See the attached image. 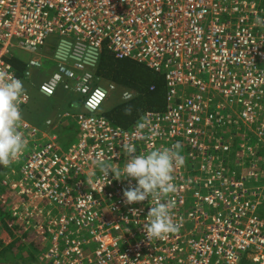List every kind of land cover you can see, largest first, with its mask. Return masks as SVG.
<instances>
[{
  "label": "built area",
  "instance_id": "1",
  "mask_svg": "<svg viewBox=\"0 0 264 264\" xmlns=\"http://www.w3.org/2000/svg\"><path fill=\"white\" fill-rule=\"evenodd\" d=\"M54 40L57 70L39 93L66 91L83 102L77 114L59 116L78 126L66 151L53 120L44 134L19 124L30 150L20 168L22 194L33 212L40 204L53 209L42 218L48 246L41 262L264 264V186L249 183L254 165L245 176L228 169L234 155L238 166L254 159L247 132L264 142V0H0V82L16 77L8 62L15 50L32 57L28 80L41 72L35 56ZM105 48L166 80V110L145 113L149 126L136 135V125L123 129L99 117L118 90L95 75ZM30 100L24 92L21 112ZM124 142L137 155L181 145L184 163L171 194L178 230L164 239L144 231L150 197L125 201L123 191L136 181L115 179L93 163L100 158L123 169Z\"/></svg>",
  "mask_w": 264,
  "mask_h": 264
},
{
  "label": "trees",
  "instance_id": "2",
  "mask_svg": "<svg viewBox=\"0 0 264 264\" xmlns=\"http://www.w3.org/2000/svg\"><path fill=\"white\" fill-rule=\"evenodd\" d=\"M51 45L50 54L54 56L57 41H52ZM106 49L96 67L95 75L98 78L109 81V83L115 84L118 90L112 93L109 104L106 103L99 117L106 119L113 126L128 129L135 126L147 112H164L168 106V89L164 76L133 60H118ZM15 51L12 52L8 62L12 65L16 77L23 82L26 79L28 80L26 77L27 61L25 56L20 54L22 52ZM43 68L45 71L50 69V72L46 73L50 74L57 70V64L52 60L45 59ZM42 76L46 77L44 74ZM28 81L29 83L26 84L27 89L31 91L37 89L31 80ZM125 91L133 93L131 100H122L121 94ZM70 94V92L59 91L56 96L66 99ZM82 102L81 98L78 97V100L72 103V106L73 104L78 105L77 109H75V114L80 110ZM128 108L131 109V114L126 115L125 109ZM71 120L74 122L73 119ZM71 120H63V128L68 127ZM246 135L249 138L248 146L254 152V159L252 161L246 160L245 165L240 167L237 165L236 156L234 155L228 165V169L232 173L234 172V175L240 176L241 170L254 165L255 178L249 183L251 186H264V143L250 132H247ZM20 195L22 196L16 197L14 190L10 189L6 193V201L9 204L4 202L0 204V264H35L40 256L37 258L33 251L39 252L42 249L43 253L46 249V246L41 241L42 239L45 241L43 233L46 235L47 230L38 231L35 228L40 224L41 220H36L37 224L32 221V226L26 222L29 229H27L26 225L21 224L22 220L18 217L17 212L21 210H19L20 204L27 201L28 198L24 194ZM16 207L18 209H15ZM261 216L264 218V208L261 211ZM242 264L253 263L244 260Z\"/></svg>",
  "mask_w": 264,
  "mask_h": 264
},
{
  "label": "clouds",
  "instance_id": "3",
  "mask_svg": "<svg viewBox=\"0 0 264 264\" xmlns=\"http://www.w3.org/2000/svg\"><path fill=\"white\" fill-rule=\"evenodd\" d=\"M2 79L3 82H0V166H7L23 154L27 145V140L19 130L22 120L19 101L25 89L23 82L15 76L5 74ZM125 114H131V109H125ZM147 126L149 122L146 118H141L136 124L137 131L133 135ZM180 149L181 145L176 143L171 147L137 155L136 146L124 142L122 150L128 159L123 169L112 168L100 158L93 161L101 172L105 174L111 172L115 179L123 176L136 181L134 188L123 191L127 204L143 202L149 197L150 202H155L148 212L147 221L143 224L144 231L150 240L164 239L168 234L178 230V225L173 222L171 215L175 207V200L171 198V194L176 192L174 171L184 163ZM135 214L134 211L133 215Z\"/></svg>",
  "mask_w": 264,
  "mask_h": 264
},
{
  "label": "rangeland",
  "instance_id": "4",
  "mask_svg": "<svg viewBox=\"0 0 264 264\" xmlns=\"http://www.w3.org/2000/svg\"><path fill=\"white\" fill-rule=\"evenodd\" d=\"M248 1H250V2H252V1L253 2H256L257 0H248ZM51 47H52V45H51V42H50L35 57L39 58L40 62L42 61L43 64L45 62V59L52 60V61H54L56 63L54 57L50 54ZM15 52H17V50ZM20 54L23 55V56H25V57H27V58L30 57V56H28L25 53H20ZM31 58L32 57H30V59ZM35 72H37V71H35ZM42 72H43L44 75H46V77H44V79H46L49 76V74H46V73H49L50 72V69H48V71H45V69L43 68ZM41 76L39 77V76L35 75V80L36 81H39V79L41 78ZM30 80L33 82V76H32V78ZM107 82L109 83V81H103L102 83L105 85V84H107ZM28 83H29V81L27 79L23 81V84L24 85L25 84H28ZM37 100H38V102H41V107L44 109V114L43 113L36 112L33 108H31V106H29L26 109L22 110V120H21V122L27 120V121H29V123L31 122V124L34 125L32 119L34 120V119H37V118H43V115L44 116L46 115V116H51L52 117L54 115L56 116L57 113H64V112H68V113H71V114H75L76 113L75 109H77V108L76 107H73L72 106V103H75L78 100V95H76L74 93H71L70 96L67 97L66 99H62V98H59L57 96H54L53 98H46V97H44L42 95H38L37 96ZM109 102H110V100L107 102V104H109ZM27 117H29V118H27ZM69 120H71V119H69ZM65 129L68 131V132H65L67 135H65L60 140V142L62 144V149L64 151L68 150V148L71 147L76 142V134H77V130H78L77 123H75V121L73 122L71 120L70 121V124ZM248 141H247V143H248ZM232 158L233 157H231L230 160ZM241 171H242L241 176H245V175L248 174L247 168L246 169H243ZM4 176H5L4 173H0V199H1V196L3 195L2 193L5 192L6 189H7V184L9 185V187L13 186L12 183H8L6 181H4V182L1 181V178L4 177ZM10 176L13 177V178L16 177L15 174H11ZM23 203L20 204L19 210L20 209L21 210L20 211L18 210L19 212H17V214H18V217L22 220L21 221L22 222L21 224L26 225L27 229H29L28 228V225H31V226L33 225L32 221H34V223H35V220L37 218L47 217L48 214H49V212L52 210V208L51 207H48L47 205H44V204H40L39 205L38 204L39 205L38 209L35 212H33V210L31 211V209L26 208V205L23 207ZM46 208H47V210H44ZM15 209H18V208H15ZM41 210H42V212L44 214L41 213ZM20 215H21V217H20ZM23 217H24V219H23ZM0 219H1V216H0ZM26 222L28 223V225H27ZM49 236H50V234L48 233V237ZM41 243L43 245H45V246H48V243L45 242L43 239H42ZM33 253L38 258V256H41L40 254L42 253V249L39 252L38 251H33ZM35 264H40L39 260ZM44 264H46V263H44Z\"/></svg>",
  "mask_w": 264,
  "mask_h": 264
},
{
  "label": "crops",
  "instance_id": "5",
  "mask_svg": "<svg viewBox=\"0 0 264 264\" xmlns=\"http://www.w3.org/2000/svg\"><path fill=\"white\" fill-rule=\"evenodd\" d=\"M29 56V55H28ZM26 58V61L28 62L29 60H30V57H25ZM43 72L41 71V72H35L34 73V75H33V85H34V87H36L37 89H35V90H33V91H31L30 89H27V87H26V84L24 85V89H25V91L24 92H28L29 94H30V96H31V100H30V103H29V105L27 106V107H29V106H31V108H33L36 112H39V113H43L44 114V109L41 107V102H38V100H37V96L38 95H41L40 93H39V85L45 80L44 79V77L43 76H41V74H42ZM35 75H37V76H41V78L39 79V81H36L35 80ZM42 79V80H41ZM38 90V91H37ZM34 94V95H33ZM27 107H25V108H23L22 110H24V109H26ZM80 110H81V108H80ZM79 110V111H80ZM78 111V112H79ZM77 112V113H78ZM66 112H64V113H57V115L55 116L54 114V116H44L43 115V118H37V119H32V121H33V123H34V125L33 124H31V122L29 123V121H27V120H25V121H23V122H26V123H28V124H30L31 126H33V127H35V128H37V129H39V131L42 133V134H44L46 131H49V128L47 127V122L49 121V120H53V122L56 124V130H55V132L58 134V139H62L65 135H67L65 132H67V130L65 129V128H67V126L66 127H64L63 128V125H62V121L63 120H65V119H73L74 120V118L71 116V117H68V118H65V119H62L61 118V120H59V116L61 115V117H63L62 116V114H65ZM27 118H29V117H27ZM75 121V120H74ZM76 143V142H75ZM74 143V144H75ZM73 144V145H74ZM72 145V146H73ZM28 153H30V150H29V148H25V150L23 151V155H21L17 160H15V161H13L11 164H9V165H7V166H0V173H4L5 174V176L4 177H2L1 178V181H6V182H8V183H12L13 184V186H11V187H9V185L7 184V189H6V191L5 192H3L2 194V196H1V199H0V204L2 203V202H4V203H8L9 204V202L8 201H6V193L10 190V189H12V190H14V192H15V196L16 197H18V196H22V195H20V194H22V186H21V178H20V168H21V166L23 165V163H24V156L26 155V154H28ZM11 174H15L16 175V177L15 178H13V177H11L10 175ZM14 196V197H15ZM13 197V198H14ZM26 205V208H29V209H31V207H30V205H29V200L27 201V204H26V202H24L23 203V207ZM17 208V207H16ZM44 210H47V208L46 209H44ZM53 210V209H52ZM41 213L42 214H44L43 212H42V210H41ZM53 214H56V212H53ZM38 219H40L41 220V222H40V224H38L37 225V227H36V230H38V231H40L41 230V223H42V217L41 218H37L36 220H38ZM35 220V223L37 224V221ZM38 228V229H37ZM43 229H45V228H43ZM39 260V262H40V264H44V263H42L41 262V260H40V258L38 259Z\"/></svg>",
  "mask_w": 264,
  "mask_h": 264
},
{
  "label": "bare ground",
  "instance_id": "6",
  "mask_svg": "<svg viewBox=\"0 0 264 264\" xmlns=\"http://www.w3.org/2000/svg\"><path fill=\"white\" fill-rule=\"evenodd\" d=\"M107 50V49H106ZM103 52H105V51H103ZM108 52H110V51H108ZM102 56V55H101ZM114 57V56H113ZM126 60V59H125ZM248 136V135H247ZM236 165V164H235ZM241 167V166H240Z\"/></svg>",
  "mask_w": 264,
  "mask_h": 264
}]
</instances>
